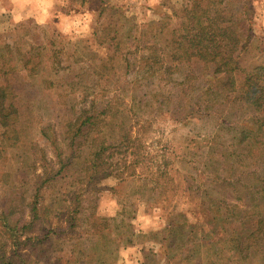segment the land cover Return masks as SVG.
Returning a JSON list of instances; mask_svg holds the SVG:
<instances>
[{
	"label": "trees",
	"instance_id": "1",
	"mask_svg": "<svg viewBox=\"0 0 264 264\" xmlns=\"http://www.w3.org/2000/svg\"><path fill=\"white\" fill-rule=\"evenodd\" d=\"M233 5L232 0H181L170 15L130 36L100 26L93 36L98 46L108 44L105 57L81 41L60 37L29 43L21 27L14 37L9 33L11 43L0 41V264H61L50 254L61 236L78 226L100 242L112 228L119 233L117 244H132L133 234H123L131 230L129 223L119 219L111 227V220L95 216L91 203L82 208V195L106 180L114 183L109 188L114 197L134 183L130 194H153L151 199H166L168 207L178 192L191 198L170 223L168 238L154 242L165 254L173 251L169 236L181 234L188 214L187 236L175 249L186 248L174 260L264 264V51L258 48L254 65L241 66L252 36L248 26L237 24L249 21L250 9ZM116 75L123 80L113 86ZM127 75L132 81L124 79ZM150 80L158 92L136 98L141 83ZM164 87L167 96L160 94ZM23 88L49 91L66 113L60 146L40 131L53 157L41 159L38 174L29 150L26 156L19 150L29 121L17 106ZM173 103L186 124L214 122L206 134L186 138L179 154L158 146L155 119L138 122L135 113L153 106L152 113L161 116ZM172 160L190 166L191 174ZM64 181L69 189L56 191L45 205L44 193ZM244 191L250 197L245 204ZM52 219L64 226H50Z\"/></svg>",
	"mask_w": 264,
	"mask_h": 264
},
{
	"label": "rangeland",
	"instance_id": "2",
	"mask_svg": "<svg viewBox=\"0 0 264 264\" xmlns=\"http://www.w3.org/2000/svg\"><path fill=\"white\" fill-rule=\"evenodd\" d=\"M232 1L235 4L233 5L234 10L241 11L242 4H246L250 9L248 10L249 21H240L237 24L238 29H243L246 26L250 29L252 41L246 55L241 60L242 67H250L255 64L258 48L260 51H264V0ZM50 2L52 7L49 6L47 11L35 12V15L41 14L40 22L36 23L30 17L17 20V16H13L10 10V4L5 0H0V41L11 43L9 33L14 37L15 28L21 27L20 30L24 31V38L29 43H42L46 38L60 37L69 42L81 41L88 45L97 56L105 57L108 55L109 46L108 44L99 46L96 44L93 36L96 28L109 25L116 36H130L134 30L145 29L146 26L151 28L163 15H170L172 10L179 7L181 0H52ZM28 13L31 11L28 10L25 15ZM172 19V22H175L176 19ZM194 69L200 71L201 67L195 66ZM116 70H120V68L116 67ZM118 77L117 75L114 77L113 86L122 83L123 79H118ZM131 78V75L124 77L127 82L132 81ZM157 85L153 80H150L149 83L142 82L135 97L143 100L148 90L158 92ZM18 94L17 106L21 107L25 118L29 116V121L26 120L28 123L26 133L21 139L24 149L19 150L25 151V156L26 150H29V157L32 158L30 160L36 161L35 174H38L42 171L43 160L41 159L45 158L48 162L53 157L52 146L48 145L40 136V131L43 129L46 136H49L60 146L61 128L66 118L65 108L57 102L54 95L46 90L29 91L23 88V91ZM160 94L167 96L169 87L160 90ZM152 109L153 106L141 111L136 109V120L142 122L155 119L156 123L153 124V127L159 133L158 146H164L175 154L183 151L182 148L185 145L183 141L186 138L206 134L214 124V122L207 121H192L186 124L181 118L180 111L174 107V103L169 104L168 111L161 116H155ZM25 118L23 119L25 120ZM132 135L134 136V132ZM164 151L165 149L158 147L157 153L163 154ZM192 151H195V148ZM30 160H27V165H30L28 164ZM10 164L8 161L5 162V166ZM172 164L183 172H189L191 168L181 163L176 164L175 160H172ZM189 173L191 174V172ZM113 185V181L106 180L97 185V191L87 190L81 197L83 198L82 208L91 203L95 216L111 220V227L119 219L129 223L131 230L122 233L124 235L133 234L132 244H117L119 233L112 228L105 232L106 241L100 242V240L84 234L83 228L78 226L73 234L69 233L70 236H61L57 251L50 254V257L58 258L61 264L66 262L67 264H191L187 261L174 260V257L178 256L179 249L183 252V249L186 248L183 246L175 249L182 236H187L186 232L191 225V217L188 214H185L186 223L180 228L181 234L175 232L169 236L168 242L173 251L165 254L162 247L159 248L154 243L160 242L168 236H166V231L170 227V223L177 214L184 213L185 209L192 204L191 198L178 192L177 199L175 198L168 207L166 199L164 203L159 198L151 199V197L154 198L153 194H147V192L137 195L130 194L129 191L135 188L134 183H127L125 189H121L119 193L117 190V195L114 197L109 192V188ZM68 189L67 181L56 188L52 187L44 193L43 202L45 205L51 204L56 191ZM25 191L27 192L28 189ZM28 194L27 192V197H29ZM243 198H245L242 200L244 204L250 198L246 191L243 192ZM120 199L125 201V204H118ZM68 203L70 204V201ZM85 214L87 213L84 212V216ZM50 223V226L53 227L64 226L62 220L56 222L52 219ZM155 233L156 235H153ZM74 260L75 263L72 262ZM40 262L44 264L42 261Z\"/></svg>",
	"mask_w": 264,
	"mask_h": 264
},
{
	"label": "crops",
	"instance_id": "3",
	"mask_svg": "<svg viewBox=\"0 0 264 264\" xmlns=\"http://www.w3.org/2000/svg\"><path fill=\"white\" fill-rule=\"evenodd\" d=\"M10 4V10L13 14V16H17V20L30 17L36 23H39L40 15H35V12H43L47 11L49 6L51 5L50 1L52 0H5ZM52 7V6H50ZM28 10L31 11V13H28L25 15V12Z\"/></svg>",
	"mask_w": 264,
	"mask_h": 264
}]
</instances>
